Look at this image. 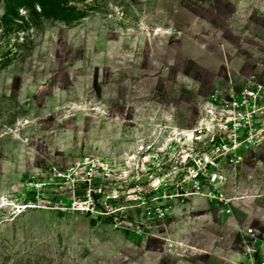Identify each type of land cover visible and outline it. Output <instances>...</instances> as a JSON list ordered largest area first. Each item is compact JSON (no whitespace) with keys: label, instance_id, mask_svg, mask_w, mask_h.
I'll use <instances>...</instances> for the list:
<instances>
[{"label":"rangeland","instance_id":"obj_1","mask_svg":"<svg viewBox=\"0 0 264 264\" xmlns=\"http://www.w3.org/2000/svg\"><path fill=\"white\" fill-rule=\"evenodd\" d=\"M70 4L0 0V264H240L264 235V0Z\"/></svg>","mask_w":264,"mask_h":264},{"label":"built area","instance_id":"obj_2","mask_svg":"<svg viewBox=\"0 0 264 264\" xmlns=\"http://www.w3.org/2000/svg\"><path fill=\"white\" fill-rule=\"evenodd\" d=\"M264 92L263 85H257L256 88L249 92L245 93V99H258L260 97V93ZM244 120V119H243ZM251 119L248 118L246 123H243L238 119V130L241 129V126L250 133L253 129V124H251ZM250 139V137H248ZM217 160L209 155V153H202L198 157L194 158L190 152H187L183 156V164L187 166L188 174L194 179H204L207 175H209V167L215 165ZM216 179L213 180V182ZM224 202V198L220 199ZM78 209L84 208V203L78 205L76 204ZM239 247L242 252L240 264H264V235L261 236L260 233L252 227H248L244 229L241 233V240Z\"/></svg>","mask_w":264,"mask_h":264},{"label":"trees","instance_id":"obj_3","mask_svg":"<svg viewBox=\"0 0 264 264\" xmlns=\"http://www.w3.org/2000/svg\"><path fill=\"white\" fill-rule=\"evenodd\" d=\"M42 15L63 21L77 20L70 4L74 0H35ZM76 18V19H75Z\"/></svg>","mask_w":264,"mask_h":264}]
</instances>
